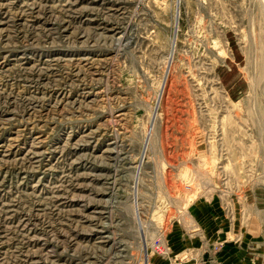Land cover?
<instances>
[{"label": "rangeland", "instance_id": "rangeland-1", "mask_svg": "<svg viewBox=\"0 0 264 264\" xmlns=\"http://www.w3.org/2000/svg\"><path fill=\"white\" fill-rule=\"evenodd\" d=\"M160 236L264 264V0H0V264Z\"/></svg>", "mask_w": 264, "mask_h": 264}, {"label": "built area", "instance_id": "built-area-1", "mask_svg": "<svg viewBox=\"0 0 264 264\" xmlns=\"http://www.w3.org/2000/svg\"><path fill=\"white\" fill-rule=\"evenodd\" d=\"M155 252L161 256H169V250L167 249L165 242L163 241V237L160 236L154 240L151 244V250L147 249L142 254L140 260H138L135 264H155L153 263V255L152 253ZM168 264H197L194 261L188 259L187 256H178L169 259Z\"/></svg>", "mask_w": 264, "mask_h": 264}, {"label": "crops", "instance_id": "crops-1", "mask_svg": "<svg viewBox=\"0 0 264 264\" xmlns=\"http://www.w3.org/2000/svg\"><path fill=\"white\" fill-rule=\"evenodd\" d=\"M222 256L228 258L227 255H223V254H222V255H221V259H222V260H224ZM224 264H234V263H230L229 260L227 261V260L225 259V260H224Z\"/></svg>", "mask_w": 264, "mask_h": 264}]
</instances>
